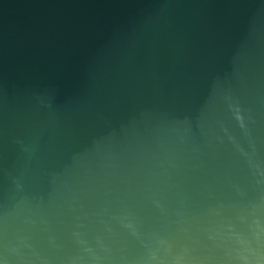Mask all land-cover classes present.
Listing matches in <instances>:
<instances>
[{
	"label": "water",
	"instance_id": "obj_1",
	"mask_svg": "<svg viewBox=\"0 0 264 264\" xmlns=\"http://www.w3.org/2000/svg\"><path fill=\"white\" fill-rule=\"evenodd\" d=\"M0 264H264V0H0Z\"/></svg>",
	"mask_w": 264,
	"mask_h": 264
}]
</instances>
